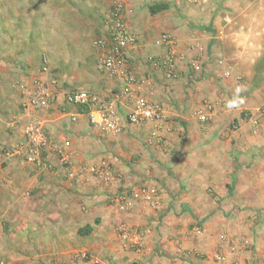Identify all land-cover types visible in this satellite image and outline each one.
<instances>
[{
	"label": "crops",
	"instance_id": "0c3cea01",
	"mask_svg": "<svg viewBox=\"0 0 264 264\" xmlns=\"http://www.w3.org/2000/svg\"><path fill=\"white\" fill-rule=\"evenodd\" d=\"M144 1L131 12L126 6L128 1L125 4L121 0L123 17L136 38L127 60L136 73L138 85L123 93L121 85L104 74H100L101 79L82 84H88L99 99L116 96L120 113H127L136 94L161 103L165 116L164 143H156L151 122L128 124V129L119 135L105 134L89 124L86 114L67 104L59 93L53 102L38 109L37 115L44 121L50 142L58 146L61 154L51 147L45 151V159L54 167L52 171L44 169L45 165L9 156L6 166L9 172L0 169V198H4L3 203L0 199V222L6 218L11 227L17 221V214L37 215L38 209L43 211L44 205L58 204L62 196L84 198L91 206L97 199L107 198L109 191L114 193L119 180L120 190L136 191L134 182L143 179L150 183L154 179L162 186L160 206L153 209L136 200L127 213L129 221L136 220L145 229L140 252L133 258L144 264H261L264 260V115L260 114L264 104V0H164L171 7L158 17L166 13L170 22L175 21V25H164L175 39L173 51L177 61L172 77L153 69L150 63V57L162 56L166 49L145 37L144 18L138 17L143 12L149 17L153 14L143 5ZM174 7L181 16L179 21L173 15ZM133 21L143 24L135 25ZM210 41L214 42L212 46ZM208 47L216 55L229 56L228 65L222 64L221 71L228 78L221 77L220 85L211 76L197 79L195 70L202 68ZM225 66L228 71H224ZM32 67L30 64V70ZM35 67L40 70L39 64ZM9 82L3 86L5 91H0V138L7 144L5 148L25 139V119H29L18 107L16 110L19 89L15 91L12 87L14 79ZM204 98L211 99L208 102L213 105L207 123L196 118V110L207 102ZM219 100L237 101L242 108L250 109L252 116L247 120L240 109L225 106H222L224 111L228 110L223 114L217 108L221 107ZM178 119L185 129V140L169 142L168 135L173 132L170 126L177 131L179 122L174 121ZM234 124L238 127L233 128ZM105 148L112 149L115 156L109 152L110 155L102 154ZM150 149L171 157V163L162 169L150 159L149 167L141 171L142 159L140 162L133 159L149 153ZM237 149H245L246 154L239 157ZM173 150L177 152L174 160ZM92 165L108 166V173L100 176L102 184L99 177L86 170ZM131 169L137 173L133 177L127 173ZM68 170L72 175H67ZM76 191L78 195L72 193ZM19 198L26 201L27 208L18 207ZM103 206L107 207L104 202L100 204L102 211ZM196 225L202 230L197 235ZM98 234L94 232L93 239ZM178 246L181 253L177 252ZM218 255H224L225 259L217 260Z\"/></svg>",
	"mask_w": 264,
	"mask_h": 264
},
{
	"label": "rangeland",
	"instance_id": "374dc122",
	"mask_svg": "<svg viewBox=\"0 0 264 264\" xmlns=\"http://www.w3.org/2000/svg\"><path fill=\"white\" fill-rule=\"evenodd\" d=\"M124 1L125 4L128 1L126 6L131 12L137 10L138 3H142V0ZM144 2L143 5H147L146 8L149 4L158 2L166 6L160 14H153L149 17L146 12H143L138 17V19L144 18L145 37L149 36V39L155 43L161 34L169 33L164 28L165 23L175 25L174 20L172 22L168 20V14L166 13L162 17H158L165 10H169L171 6L169 3H165L164 0H146ZM115 5L114 0H0V91L3 90L4 92L5 88L3 86L5 87V83L7 84L8 81L11 82L14 79L12 87L21 91L18 90V92L15 89L20 97L19 102H15L16 110L18 107L22 112L23 92L31 88L34 80L40 76L55 94V98L51 101L53 102L59 93L64 97V94L68 91L77 89L90 91L89 85H83V81L88 83L93 81L94 78L95 81L101 79L100 74L107 75L100 71L97 66L100 51L95 47L94 41L101 35L107 36L111 22V12ZM123 6L122 4V10ZM172 12L179 21L181 16L178 9L174 7ZM124 20L126 21L125 18ZM133 23L135 25L143 24L142 21H133ZM213 43L210 41L209 45L212 46ZM228 57V54L216 55L208 47L202 68L195 70L198 73L197 79L211 76L214 82L220 85L221 77L228 78L222 75L221 72L222 64L228 65L229 63ZM30 64L33 65L31 70L29 68ZM37 64H39L40 70L35 69ZM224 71H228V68L226 67ZM220 72L221 74H219ZM108 77L106 78L112 81L113 78ZM1 93L0 97L2 96ZM203 100L208 102L211 99L204 98ZM217 108L223 114L228 110L224 111L225 108H222V105ZM239 109L242 111L243 116L249 120L252 116L251 110L242 108L241 105ZM119 114L124 115L125 113L119 111ZM37 117L40 119L46 133L44 121L38 115ZM28 120V118L25 119L24 129ZM174 122H179L176 127L178 130L174 131L170 126V130L173 132L168 135L169 142L178 140L180 143L185 140V129L180 120ZM128 124L123 127L122 131L128 129ZM236 127H238V124L233 125V128ZM160 131L161 139L156 143L163 144L165 136L162 134L163 129ZM9 133L12 134L11 131ZM119 134L120 132L115 135ZM2 141L3 138H0V149L4 153L8 148H5L7 144ZM22 141L20 140L17 143ZM150 146L152 147L151 144ZM108 152L115 156L110 148L103 149L101 153L110 155ZM176 153V150L171 153L173 160L176 158ZM237 154L239 157L244 156L246 151L245 149H237ZM155 155L158 157H155ZM9 156L26 160V158L15 153L7 156L2 155L0 169L5 173L9 172V168L6 167ZM117 157L120 159V154ZM139 159H142V161L140 162ZM150 159L162 169L166 163L172 161L171 157L154 150L151 151V149L149 153L144 152L143 155H137L133 160L134 162H140V170L143 171L146 167H149ZM162 160L164 164L161 162ZM44 161H46L44 169L52 171L54 167L49 166L48 159H44ZM67 166L66 168H68ZM98 167H102V165H98ZM112 167L110 168L112 169ZM12 168L16 167L12 166ZM137 169L139 170V168ZM127 173L131 177L137 174L133 169L127 171ZM67 175L70 174L67 172ZM93 176L99 177L97 175ZM98 179L101 180L99 184L104 182L100 177ZM149 182L143 179L134 182L133 185L137 187L135 191L131 188L128 189V187V190H120L122 188H120L119 180V185L114 189L116 190L114 193L109 191L107 198L101 201L96 198L97 200L91 206L87 205L84 198L62 196L59 198L60 202L58 204L44 205L43 211L38 209L39 213L37 215L24 213L20 216V214H17V221L14 220L11 227L6 218H2L0 222V264H144L139 259L133 258L136 253L140 252L143 244L141 243L143 239L140 243L134 244L133 237L137 229H144V227L136 223V220L131 219L129 221L130 215L127 213L132 209L136 200L145 202L141 197V190L144 187L157 189L159 202L153 209L160 206L162 186L159 185L158 180L152 179ZM121 191L132 192L135 196H132V205L125 209H121L115 199V196ZM72 193L78 195L77 191ZM0 199L3 203L4 198ZM172 200L174 201L173 197L169 201V207L171 208L173 207ZM18 202L19 208L20 206L21 208L22 206L27 208L25 200L19 198ZM102 202L107 206H103L106 213L100 209ZM145 204L147 203L145 202ZM0 205L2 206V204ZM15 205H17V202H15ZM147 206L149 205L147 204ZM69 207H72L73 210H70ZM124 210L127 212L124 213ZM57 211L60 213L57 214ZM86 225L92 227L87 233L85 232ZM94 232L99 233L95 239H93L95 237ZM177 252L181 253V246L177 247ZM82 253H85L86 256L82 257Z\"/></svg>",
	"mask_w": 264,
	"mask_h": 264
},
{
	"label": "built area",
	"instance_id": "2783aa9c",
	"mask_svg": "<svg viewBox=\"0 0 264 264\" xmlns=\"http://www.w3.org/2000/svg\"><path fill=\"white\" fill-rule=\"evenodd\" d=\"M115 7L111 12V22L107 36L97 37L94 41L95 47L100 51L97 66L100 71L112 77L121 85V91L127 93L134 86L138 85V79L132 70V66L127 60L128 51L135 45L136 38L129 31L126 21L123 17L121 0H114ZM156 45L164 46L166 52L162 56L150 57V63L153 69L160 70L166 77H172L176 70V53L173 51L175 39L169 33H163L156 39ZM179 56V55H178ZM228 73V72H227ZM226 73V74H227ZM21 102L22 112L29 117L25 127V139L2 152L0 149V163L2 155L19 154L38 166L46 165L45 157L42 155L48 147L53 148L57 154H61L60 149L52 144L46 135L40 119L37 117L38 109L46 107L54 98L55 94L48 84L40 77L34 80L31 88L25 90ZM64 101L76 108L84 107V113L87 116L88 123L98 128L105 134L115 135L122 131L123 127L129 124H143L151 122L155 127L156 141L161 139V131L164 122V109L161 103L151 101L142 94H136L131 108L125 115L119 114L116 104V96L111 99H99L93 92L86 89H77L68 91L64 94ZM219 105L228 109H239L240 105L234 100H219ZM241 109V108H240ZM213 105L210 102L203 103L196 110V118L205 123L209 120ZM260 114L264 115V104L260 109ZM61 157H64L61 155ZM62 159V158H61ZM65 160V157L63 158ZM90 173L97 176H103L108 173V167H98L95 165L86 168ZM68 170V174L72 175ZM132 192L121 191L115 196L117 205L121 209L128 208L132 205ZM135 197V196H134ZM142 199L152 208L156 207L159 202V193L154 187H144L141 190ZM133 237L134 244L140 243L143 238L144 229H137ZM199 225L194 226V233L200 234ZM245 243L247 241H244ZM82 253V257H85ZM216 259L223 261L224 255L216 256ZM230 264H238L232 262ZM264 264V260L261 261Z\"/></svg>",
	"mask_w": 264,
	"mask_h": 264
},
{
	"label": "trees",
	"instance_id": "16d2710c",
	"mask_svg": "<svg viewBox=\"0 0 264 264\" xmlns=\"http://www.w3.org/2000/svg\"><path fill=\"white\" fill-rule=\"evenodd\" d=\"M166 6L163 3H151L148 5L149 12L151 14H154L162 9H164ZM80 112H84L85 108L83 107H78ZM92 229L91 225H86V230L85 232H89Z\"/></svg>",
	"mask_w": 264,
	"mask_h": 264
}]
</instances>
